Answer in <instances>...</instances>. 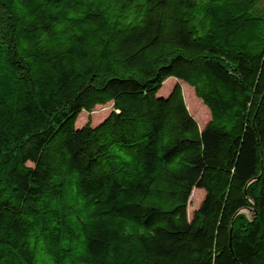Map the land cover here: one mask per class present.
<instances>
[{"label": "trees", "instance_id": "1", "mask_svg": "<svg viewBox=\"0 0 264 264\" xmlns=\"http://www.w3.org/2000/svg\"><path fill=\"white\" fill-rule=\"evenodd\" d=\"M0 264H264V0H0Z\"/></svg>", "mask_w": 264, "mask_h": 264}, {"label": "rangeland", "instance_id": "2", "mask_svg": "<svg viewBox=\"0 0 264 264\" xmlns=\"http://www.w3.org/2000/svg\"><path fill=\"white\" fill-rule=\"evenodd\" d=\"M168 82V83H167ZM165 83V82H164ZM167 84H164V87L162 90V94L166 95L173 85L176 83V81L173 78H169L166 81ZM181 91L182 87H184V95L187 98V101H189V104L191 102L190 106V115L195 119V121L198 124L199 128H202L203 125L209 120V112L207 108L202 104V102L196 98L194 95L191 87H189L185 83L178 82ZM183 93V92H182ZM111 111V104H106L104 106H96L92 112L85 113L82 112L76 121V126L81 127L87 123L90 124V126H95L97 123H99L103 118H105L109 112ZM204 193L200 189H193L190 197L188 199V205H187V216L190 218L192 212L198 208L199 204L201 203L203 199ZM243 212L249 216V212L246 210H243Z\"/></svg>", "mask_w": 264, "mask_h": 264}]
</instances>
